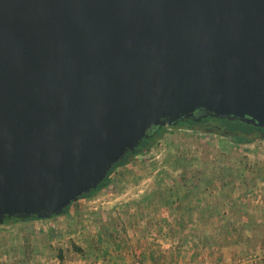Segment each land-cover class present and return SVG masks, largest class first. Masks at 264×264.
<instances>
[{
	"label": "water",
	"instance_id": "obj_1",
	"mask_svg": "<svg viewBox=\"0 0 264 264\" xmlns=\"http://www.w3.org/2000/svg\"><path fill=\"white\" fill-rule=\"evenodd\" d=\"M200 110L264 129V0H0V225Z\"/></svg>",
	"mask_w": 264,
	"mask_h": 264
},
{
	"label": "rangeland",
	"instance_id": "obj_2",
	"mask_svg": "<svg viewBox=\"0 0 264 264\" xmlns=\"http://www.w3.org/2000/svg\"><path fill=\"white\" fill-rule=\"evenodd\" d=\"M127 164L95 203L1 224L0 264H264L263 139L165 126Z\"/></svg>",
	"mask_w": 264,
	"mask_h": 264
},
{
	"label": "trees",
	"instance_id": "obj_3",
	"mask_svg": "<svg viewBox=\"0 0 264 264\" xmlns=\"http://www.w3.org/2000/svg\"><path fill=\"white\" fill-rule=\"evenodd\" d=\"M206 112L203 110L197 111L194 117H188L184 119H180L177 121L175 125L170 127H185L191 130H199L202 132H213L215 134L223 135L230 138L235 145L251 143L255 139H263L264 140V129L257 127L253 124H248L240 119H230L226 117H216L213 115L205 114ZM208 127V128H207ZM165 127H154L151 126L147 130V136H145L141 141L140 144L135 149L134 153L128 152L121 158L117 163H115L110 171L108 172L105 179L97 186L96 189L91 190L89 193L83 194L80 198L90 197L97 191L101 190L103 187L109 184L110 178L109 175L113 172V170L119 166L125 165L129 162L132 156H135L138 153H142L145 150H149L155 141L156 137L162 133ZM79 198V199H80ZM72 203L66 207L61 214L64 215L68 212V209ZM55 215L51 216L54 217ZM58 216V215H56ZM50 217V218H51ZM36 220V217H22V216H13V217H6L4 219V223L8 221H27V220ZM75 249L79 250L78 247Z\"/></svg>",
	"mask_w": 264,
	"mask_h": 264
},
{
	"label": "crops",
	"instance_id": "obj_4",
	"mask_svg": "<svg viewBox=\"0 0 264 264\" xmlns=\"http://www.w3.org/2000/svg\"><path fill=\"white\" fill-rule=\"evenodd\" d=\"M126 165H128V164L126 163L125 165H122V166H119V167H124V166H126ZM119 167H118V168H119ZM110 181H111V180H110ZM109 184H110V182H109ZM109 184H108V185H109ZM108 185H107V186H108ZM97 195H98V194H95V193H94V194H93L92 196H90V197L80 198V199H78V202H80L81 200H87V202L90 203V204L95 203L96 200L98 199V198H97ZM95 197H96V198H95ZM33 220H34V219H33ZM27 221H30V220H27Z\"/></svg>",
	"mask_w": 264,
	"mask_h": 264
},
{
	"label": "flooded vegetation",
	"instance_id": "obj_5",
	"mask_svg": "<svg viewBox=\"0 0 264 264\" xmlns=\"http://www.w3.org/2000/svg\"><path fill=\"white\" fill-rule=\"evenodd\" d=\"M195 114H196V112L193 114V116H190V117H194L195 118Z\"/></svg>",
	"mask_w": 264,
	"mask_h": 264
}]
</instances>
